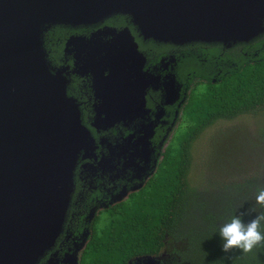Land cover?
Wrapping results in <instances>:
<instances>
[{
    "label": "water",
    "instance_id": "water-1",
    "mask_svg": "<svg viewBox=\"0 0 264 264\" xmlns=\"http://www.w3.org/2000/svg\"><path fill=\"white\" fill-rule=\"evenodd\" d=\"M114 14L128 15L144 40L174 45L229 47L264 31V0H0V264H36L51 248L78 158L95 156V140L66 92L68 67L50 65L43 32ZM130 32L121 50L129 47L125 54L141 68L145 59L132 53L138 44ZM92 60L110 65L100 55Z\"/></svg>",
    "mask_w": 264,
    "mask_h": 264
},
{
    "label": "trees",
    "instance_id": "trees-1",
    "mask_svg": "<svg viewBox=\"0 0 264 264\" xmlns=\"http://www.w3.org/2000/svg\"><path fill=\"white\" fill-rule=\"evenodd\" d=\"M104 23L130 26L128 17L122 14ZM81 32L84 33L81 28L64 26L48 30L43 42L49 60L61 57L70 34ZM132 33L148 63L159 60L171 47L152 39L142 40L135 30ZM249 45L260 49L253 56L234 59L232 67L219 68L221 72L214 79L205 68L209 66L208 59L217 60L222 50L220 43L174 46L184 50L178 75L185 83L176 125L145 182L125 199L95 213L78 264H129L134 258L159 254L166 242L183 246L173 251L175 264H264V247L258 246L250 253L239 249L225 253L219 234L220 227L233 216L255 208V212L243 216L247 222L264 212L256 203L258 191L264 188V165L259 175L229 183L200 186L192 179L193 145L206 128L247 114L264 119V36ZM249 45L243 43L244 48ZM192 49L196 50L194 54ZM226 57L229 58L227 53ZM258 134L264 144V120ZM261 228L264 231V222Z\"/></svg>",
    "mask_w": 264,
    "mask_h": 264
},
{
    "label": "rangeland",
    "instance_id": "rangeland-1",
    "mask_svg": "<svg viewBox=\"0 0 264 264\" xmlns=\"http://www.w3.org/2000/svg\"><path fill=\"white\" fill-rule=\"evenodd\" d=\"M114 15L107 16L99 22L82 24L85 28H90L89 34H70L66 39L65 53L72 59L73 65L75 64V72L77 74H88V76H92V78L98 77L102 79V77H100L101 75L98 73L100 70L98 66L99 63H103L92 60V58H97L99 55L110 62L108 72L114 73L115 69L111 67V63L113 62L117 63L114 66L122 68V71L120 73L117 72V74H119L120 77L122 74V78L118 77V79H123L124 92L122 94L117 93L114 91V88L113 91L120 96L126 97L128 106L123 108L121 106L113 107L107 105L108 107H106L101 103L97 106H91L90 109H92L93 113L91 117L87 119V122L90 126L95 127V129L104 127L105 125H103L102 122L106 117V111L107 118L105 119L109 122V126L115 124V119L113 118L116 116L117 119L127 118L128 121H131V129L129 133L122 136V141L119 144H114V146L117 147L114 154L121 152L122 155L121 163L117 162L120 167L118 169L110 168L104 173L106 181L109 179L112 180L114 176H118V179L113 182V187L110 189L111 194H109V198L103 202H99L98 199L96 201L93 200L92 205L94 209L91 212L87 210L82 212L78 207H71L74 211H81L82 213L78 215L80 219H74L72 227L65 230L64 242L60 247H57L61 248V250L51 255V258L55 260L53 262L58 260L56 254L65 252L63 254L65 255L63 259L59 258L60 261L64 262L65 258H68L70 261L67 263L65 262V264H77L76 259L77 261L79 260L80 251L86 242L87 234L85 231L87 225L83 224V217L86 216V213H89V220L94 214L93 212L124 199L128 193L138 189L145 182L146 178L150 176L155 169L156 159L160 156L159 152L162 151L165 146V142L161 140V137L162 135H168L172 128V124L170 128L166 127L171 121L169 120V110H166L164 106L178 103L183 100V96H185V91L182 90V84L178 81L177 75L172 71L173 66L170 65V63L175 62L172 55L170 56V61H167L165 66L142 71L137 61H135L137 57H131L129 51L125 54L129 47L121 50L125 44L123 37L127 32H130L131 29L128 31L124 27H110L102 22ZM125 16L128 17L130 26H134L130 21V17L128 15ZM82 25L76 26L82 27ZM55 26L76 27L64 23L51 24L45 29L43 36L48 30ZM130 34L133 36L131 32ZM262 36H264V31L248 41L236 42L229 47L221 45L222 50L218 54L217 60L212 57L211 61L208 59L209 66L206 67L205 70H207V73L214 79L217 77L218 73L221 72L219 68L223 66H234L236 64L234 59L239 58V56L255 55L260 48L251 47L249 44L256 38H261ZM129 43L131 46H134L131 41ZM243 43H247L249 47H245V49ZM261 45L262 44H260V46ZM195 51V49H192L191 53L194 54ZM90 53H95V55ZM132 53L134 55L141 54L139 49H137V52ZM226 53L229 58L226 57ZM114 59H116V61ZM164 61H166V58ZM202 61H204V58ZM51 62L54 63L53 61ZM51 62L50 65H52ZM69 63H71V61H69ZM212 64L215 68L211 66ZM213 69L218 70L215 72ZM135 71L136 73H134ZM132 77L136 78L135 81L131 79ZM126 83H128L127 88H125ZM149 88L151 90H159L162 97L159 102V107H157L154 112L148 110L149 108L146 106V100L143 97L146 95V90ZM141 94H143V96H141ZM263 120V116L261 115L247 114L233 120L216 122L211 127L206 128L193 145L194 165L192 179L194 183L200 186L220 182L229 183L235 179H243L247 176L256 174L259 175L264 165V144L259 137L258 129ZM82 123L84 122L82 121ZM157 127L161 128V134L154 137V132ZM130 138L131 142L129 143ZM114 146L111 145V148L116 149ZM125 152H127V154H125ZM111 158L113 160L114 156ZM112 160L110 159L109 162ZM76 165L73 170V185ZM83 168H85V166ZM214 188L215 187H213V189ZM79 204H83V201L81 200ZM86 205L88 208L89 205ZM69 207L70 203L68 204V209ZM62 233L63 231L59 233L58 237H60ZM68 245H70L69 250L66 249ZM182 247L181 244L166 242V246L159 254L155 256L137 257L131 260L129 264H175L173 251L177 248L181 249ZM46 251L39 257L36 264H41V257ZM52 251H54V249Z\"/></svg>",
    "mask_w": 264,
    "mask_h": 264
},
{
    "label": "flooded vegetation",
    "instance_id": "flooded-vegetation-1",
    "mask_svg": "<svg viewBox=\"0 0 264 264\" xmlns=\"http://www.w3.org/2000/svg\"><path fill=\"white\" fill-rule=\"evenodd\" d=\"M105 20L102 22H105ZM108 26L116 27L112 25H108ZM78 27L79 26H76V27H73L72 29H76ZM123 27H129V29H131L129 25L118 26L117 28H123ZM79 28H81L84 31V33L81 32L79 34H89L90 28H85L83 25L82 27H79ZM132 30H135L137 32L138 37H141L138 34V31L134 26H132L131 33H132ZM66 39L64 41L61 57L56 58L54 63H52L51 60L50 62L52 66L54 65L55 68H63L64 66L68 67L66 71L64 72V75L66 76L68 80L67 87H66L67 94L76 99L80 107L81 119L84 122L83 124L88 128V130L90 131V134L95 140V156L92 158H82L80 156L78 158L77 165H76L77 167H76L75 174H74L73 192L71 195L70 207L68 209V213L66 215L64 225H63V230H62L63 233L60 237L57 238L52 248L46 251L44 255L41 257V260H42L40 262L41 264H63V263L65 264V262L67 263L68 261H70V259L68 260V258H65L64 262L60 261V259H63V257L65 256L63 255L65 252L64 253L60 252L59 254H56V258L58 259L56 262H53L55 260L51 258V255H53L54 252H59L61 250V248H57V247H60L61 244H63L64 234L66 233L65 230H68L69 228L72 227L74 223L73 222L74 219H77V220L80 219L78 215L82 213L84 210L91 212L94 209L92 205L93 200L96 201L98 199L99 202H103L109 198V194H111L110 189L111 187H113L112 186L113 182H115L118 179V176H114L112 180L109 179L108 181H106L104 173L110 168L118 169L120 167L118 163H121L122 155H121V152L114 154V152L117 150V147H115L114 144L116 143L119 144L122 141V138H123L122 136H125V134L129 133V130L131 129V126H130L131 121H128L127 118L117 119L116 116L113 118L115 119V124L109 126L108 125L109 122L105 119L107 118L106 111H105L106 117L103 119L104 123L102 122V124L105 125L106 127L104 126V127H100V129H95V127L90 126V124L87 122V119H89V117H91V114L93 113L92 109H90L91 106H97L99 105V103H101L105 105L106 107H108L107 105H111L113 107H118V106L122 107L123 104L126 103L125 106H123V108H125L126 106H128L127 105L128 100L126 97L120 96L119 94H117V93L122 94L124 91H123V83L118 82L119 79L116 75V71L112 73V72H108V68L102 69L103 64H101L100 70L98 71L102 79H99L98 77L92 78V76L89 77L88 74H77L75 72V67H76L75 64L73 65L72 59L68 56V54L65 53ZM141 39L144 40L142 37ZM135 41L137 42L136 38H135ZM160 43L165 44V45L170 44L169 46L171 47L169 48V50H167V55L164 54L157 61L153 59V62H150V63H148L147 55L139 49V45H138V49L140 50L142 56L145 59L144 63L142 64L141 69L142 71H146L147 69L152 70L155 67L159 68L160 66L161 67L165 66L167 64L166 62L170 61V56L172 55V57H174L175 59V62L170 63V65L173 66L172 71L174 72V74L177 75V79L182 84V90H183L185 83L184 81L180 79V76L178 77V67H179L178 63L180 61L181 55H183L182 52L184 50L181 51V49H178V47H174V46H179V45H174L171 43H163V42H160ZM165 58H166V61H164ZM69 61H71V63H69ZM131 79L135 81L136 78L132 77ZM96 81L98 84L96 83ZM127 85L128 83L125 84V88H127ZM113 88H114V91L117 93L113 91ZM141 96H143V94H141ZM143 97L146 100V104H147L146 106H148L149 108L148 110L152 112L156 111V108L159 107V102L162 98L159 90H151L149 88L146 90V95H144ZM180 104L181 102L171 104V105L167 104L164 106L166 110H169L168 112L170 115L169 120L171 121L170 124L166 127L170 128V125L172 124L170 133L166 136L162 135L161 137V140H163L165 144H166V140L170 137L174 126L176 125V120L178 118L177 117L178 107L180 106ZM160 134H161V128L157 127L154 132V137L159 136ZM133 138H136V137H133ZM130 142H131V138H130L129 143ZM111 145H113L116 149L111 148ZM125 154H127V152H125ZM112 156H114L113 160L111 158ZM110 159L112 160L111 162H109ZM84 166L85 168H83ZM81 200L83 201V204H79ZM86 204L89 205L88 208ZM108 206L109 205H107L106 207ZM71 207H74V208L78 207L79 209H81L82 212L74 211ZM101 209H104V208H101ZM99 210L93 212L94 214L91 216L89 220H88L89 213H86V216L83 217V221H84L83 224L87 225L86 231H85L87 234L86 242L91 233V227L89 226V223L94 218L95 213L98 212ZM69 246L70 245H68L66 249L69 250L70 249ZM53 249L54 251H52Z\"/></svg>",
    "mask_w": 264,
    "mask_h": 264
},
{
    "label": "clouds",
    "instance_id": "clouds-1",
    "mask_svg": "<svg viewBox=\"0 0 264 264\" xmlns=\"http://www.w3.org/2000/svg\"><path fill=\"white\" fill-rule=\"evenodd\" d=\"M256 203L264 208V188L258 191ZM253 208L248 213H240L233 216L230 222L223 224L219 229V234L223 239L222 248L225 253L233 249H239L243 253H250L258 246L264 247V231L261 225L264 222V212H259L254 218L247 222L243 216L255 212Z\"/></svg>",
    "mask_w": 264,
    "mask_h": 264
},
{
    "label": "bare ground",
    "instance_id": "bare-ground-1",
    "mask_svg": "<svg viewBox=\"0 0 264 264\" xmlns=\"http://www.w3.org/2000/svg\"><path fill=\"white\" fill-rule=\"evenodd\" d=\"M66 92H67V88H66ZM67 213H68V209H67L66 215H67ZM56 239H57V238H56ZM56 239H55V241H54V244H55V242H56Z\"/></svg>",
    "mask_w": 264,
    "mask_h": 264
}]
</instances>
